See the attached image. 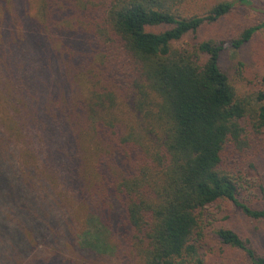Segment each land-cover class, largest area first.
<instances>
[{"label":"trees","instance_id":"trees-1","mask_svg":"<svg viewBox=\"0 0 264 264\" xmlns=\"http://www.w3.org/2000/svg\"><path fill=\"white\" fill-rule=\"evenodd\" d=\"M42 1L52 10L72 4ZM184 1L81 0L74 9L92 45L75 62L44 68L38 42L28 37L26 49L15 38L36 63L30 78L0 51V264H24L38 241L49 247L48 262L34 250L26 264L106 261L99 237L75 238L90 215L113 232L115 264H205L204 212L219 201L264 225V207L243 203L233 176L264 154V78L249 108L219 66L226 47L247 45L264 22L228 41L179 47L236 3H252L221 2L185 17ZM56 51L59 61L65 53ZM210 234L249 264H264L250 239L228 228Z\"/></svg>","mask_w":264,"mask_h":264},{"label":"rangeland","instance_id":"rangeland-1","mask_svg":"<svg viewBox=\"0 0 264 264\" xmlns=\"http://www.w3.org/2000/svg\"><path fill=\"white\" fill-rule=\"evenodd\" d=\"M80 1L72 0V4L60 3L58 7L52 10V8L48 9L42 0H0V51L9 53V58L4 60L7 65L20 74L23 70L29 72L28 78L33 76L32 69L35 67L32 65L35 66L36 63L32 62L31 54L29 52L21 53L16 49L17 45L21 43L18 40L25 43L28 37H33L43 49V62L46 65H43L44 68H49L50 63L52 65L61 64V62L65 64L69 57L73 59V62L79 59L84 44L88 48L92 45V39L83 27L88 26V22L84 16L76 15L79 11L74 9L77 4L80 5ZM221 2L234 3L236 1L185 0L181 6V11L185 17H202ZM41 6L46 7L44 16L38 15ZM262 22H264V0H252L249 5L236 3L230 14L212 24L203 25L195 38L186 36L176 45L186 48L197 42L207 40L228 41L238 37L245 26L261 24ZM13 42L15 45H12ZM25 48L29 49L27 43H25ZM56 50L65 53L63 57L60 51L59 54L63 58L59 61L56 60ZM29 64L31 69H28ZM219 66L227 75L237 96L246 106L252 107L255 92L262 88L264 78V29L254 35L247 45L238 50L226 47L220 55ZM62 68L72 72L71 68H66L64 65ZM12 74L16 76V74ZM43 76L44 73L41 74L40 72L39 79H42ZM47 76H49V72H47ZM51 80L52 76H49L45 82ZM0 113H2L1 106ZM233 176L240 188V200L251 207H264V154L240 163L238 167L234 168ZM84 219L81 218V221H78L80 226L75 231V238L81 242L87 233L89 234V237H86L88 241L93 235L99 237L100 245H104L106 250L104 255L106 261L93 260L84 263L78 256L72 260L81 261L83 264H110L107 259H113L117 253L114 246L111 245L113 232L96 215H90ZM204 219L207 224L209 223L208 237L201 249L205 264H249L241 251L220 244L214 235L210 234L214 228L231 229L242 238L250 239L258 251H264V225L246 218L232 203L219 201L211 205L205 210ZM112 226L115 229V223H112ZM118 230L120 229L118 228ZM83 234L86 235L83 236ZM110 245L114 251L110 249ZM48 248L41 241H38L37 247L35 248L34 245L32 250H35L34 253L38 256V260L48 262L46 259L49 256ZM50 251H52L51 247ZM31 253L23 256L24 264L30 261ZM65 257L67 256L62 255L61 258ZM115 260L116 258L113 259L114 264ZM61 262L63 261L61 260Z\"/></svg>","mask_w":264,"mask_h":264}]
</instances>
